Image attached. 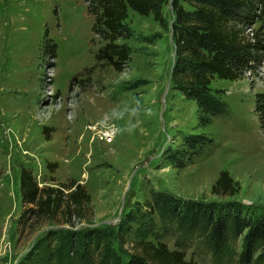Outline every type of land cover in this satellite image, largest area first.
I'll use <instances>...</instances> for the list:
<instances>
[{
	"label": "rangeland",
	"instance_id": "rangeland-1",
	"mask_svg": "<svg viewBox=\"0 0 264 264\" xmlns=\"http://www.w3.org/2000/svg\"><path fill=\"white\" fill-rule=\"evenodd\" d=\"M171 3L163 7L168 28L153 14L130 11L126 21L133 36L119 42L132 47V60L117 71L96 58L107 40L93 31L84 0H0V264H51L42 261L46 252L27 255L46 236L56 243L50 233L69 227L48 220L19 224L22 166L33 170L39 186L75 179L86 187L94 217L74 229L115 231L95 241L91 254L97 262L107 245L128 263L135 242L146 238L183 249L197 264H239L247 229L231 235L215 255L208 230L190 234L171 224L168 233L157 232L151 218L161 226L160 217L149 203L154 192L167 191L189 200L238 202L249 213L264 211V129L254 112L256 94L264 91V52L258 73L212 81L223 89L229 111L200 126L197 102L169 84L175 49ZM261 24L264 32V21L254 26ZM46 31L57 43L55 58L42 52ZM108 129L114 131L111 142L102 134ZM202 132L213 142L191 163L174 168L167 154L184 134ZM51 162L57 163L55 171L48 168ZM223 169L240 182L233 197L211 192ZM263 248L261 241L255 257ZM257 260L264 264V258Z\"/></svg>",
	"mask_w": 264,
	"mask_h": 264
},
{
	"label": "trees",
	"instance_id": "trees-1",
	"mask_svg": "<svg viewBox=\"0 0 264 264\" xmlns=\"http://www.w3.org/2000/svg\"><path fill=\"white\" fill-rule=\"evenodd\" d=\"M88 12L94 17L93 31L107 42L102 45L96 58L107 60L117 71L124 70L132 60V47L119 39H129L133 31L127 23L130 11L140 15L153 14L155 21L164 28L169 22L164 14L167 0H84ZM191 8L187 9L183 3ZM174 13L173 37L176 46V62L172 68L174 87L187 99L197 102L200 126H207L213 118L226 114L229 105L222 97L223 89L212 86L216 78L239 80L248 73L262 69L264 52L263 25L255 27L258 20L264 21V0H172ZM42 52L51 58L57 56V43L46 31ZM254 112L260 127L264 129V91L256 94ZM44 130H49L45 127ZM213 139L205 133L184 134L182 143L167 154L174 168H183L191 163L201 149ZM55 171L57 163H48ZM2 172L0 171V175ZM52 180H56L54 177ZM20 194L24 210L19 224L48 220L60 225H69L50 233L56 243L49 244L47 236L40 239L27 258L43 251L48 257L42 261L51 264H197L186 259L183 249H170L159 240L142 238L135 242L128 263L105 245L94 258L95 241H105L115 234L109 229H74L94 216L89 207L91 194L75 179L59 182L57 186H39L33 170L22 166L20 170ZM241 190L240 182L234 180L229 170L220 171L211 192L221 197H233ZM150 202L158 213L159 221L152 217L160 234L168 233L171 224L178 231L193 234L208 230L207 238L215 255L228 246L230 236L244 235L239 264H255L264 258V248L255 257L259 243L264 241V211L249 213L238 202L209 203L204 200H189L167 191H157ZM34 219V220H33ZM23 226V227H24ZM67 228V229H66ZM71 228V229H70ZM110 230V232H109ZM53 234V235H52ZM181 247L180 241H177ZM99 246V244H98ZM46 255V254H45ZM98 256V254H97ZM77 259L79 261H77ZM44 263V262H43Z\"/></svg>",
	"mask_w": 264,
	"mask_h": 264
},
{
	"label": "built area",
	"instance_id": "built-area-1",
	"mask_svg": "<svg viewBox=\"0 0 264 264\" xmlns=\"http://www.w3.org/2000/svg\"><path fill=\"white\" fill-rule=\"evenodd\" d=\"M102 134L106 138L107 141L111 142L113 140L114 131H112L111 129L104 130Z\"/></svg>",
	"mask_w": 264,
	"mask_h": 264
},
{
	"label": "water",
	"instance_id": "water-1",
	"mask_svg": "<svg viewBox=\"0 0 264 264\" xmlns=\"http://www.w3.org/2000/svg\"><path fill=\"white\" fill-rule=\"evenodd\" d=\"M174 60H173V65L175 64V62H176V46L174 45ZM172 82V72H171V74H170V82H169V84ZM168 88H169V86H168ZM168 88H167V92H168ZM114 221H110V223H113Z\"/></svg>",
	"mask_w": 264,
	"mask_h": 264
}]
</instances>
